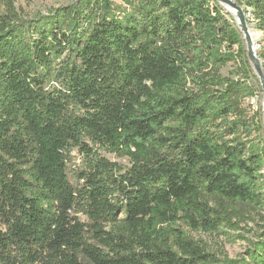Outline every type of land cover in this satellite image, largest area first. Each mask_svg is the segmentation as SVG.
Listing matches in <instances>:
<instances>
[{"label": "trees", "instance_id": "trees-1", "mask_svg": "<svg viewBox=\"0 0 264 264\" xmlns=\"http://www.w3.org/2000/svg\"><path fill=\"white\" fill-rule=\"evenodd\" d=\"M2 1L0 264H264V241L251 263L182 229L214 233L232 205L264 208L250 145L263 124L245 104L256 75L226 8L77 0L24 19ZM236 1L264 49V0Z\"/></svg>", "mask_w": 264, "mask_h": 264}, {"label": "rangeland", "instance_id": "rangeland-1", "mask_svg": "<svg viewBox=\"0 0 264 264\" xmlns=\"http://www.w3.org/2000/svg\"><path fill=\"white\" fill-rule=\"evenodd\" d=\"M14 7L24 19H33L38 15H48L54 13L57 8L69 5L77 0H11ZM114 7L117 10L127 6L126 0H112ZM6 10V5L0 0V14ZM229 13L228 18L233 19L237 23L236 18L226 8ZM251 20V17H249ZM238 24V23H237ZM249 28L253 30L255 37V46L257 47L258 57L262 63L264 70V49L263 35L260 31H256L255 25L249 23ZM87 28V22L81 27ZM245 42V41H244ZM246 44V43H245ZM247 47V46H246ZM248 50V48H247ZM66 56V53L57 62H61ZM253 78V84L256 87V94L252 97H248L245 100V104L251 109L260 110L261 121L263 129L259 134L254 133L251 136L252 150L259 153L264 158V92L261 85V81L256 74ZM222 73L226 76H237V64L230 62L226 67L222 69ZM51 83L55 82V74L52 76ZM99 152L109 158L112 161H116L125 165H129V160L126 157H120L114 153L108 152L105 149H100ZM81 157L76 151L73 152V159L71 167H77L81 165ZM264 174V165L261 170ZM261 194L264 198V177L261 180L260 187ZM229 216L231 222H225L221 225L218 231L214 233L206 232L204 230L193 231L189 227H182V229L196 241L204 245L208 251L217 254L221 258H233L236 260H245L247 262L254 263V251L259 248L261 242L264 241V208L253 209L249 206L232 205L230 208ZM86 219L85 216H81ZM263 217V218H262Z\"/></svg>", "mask_w": 264, "mask_h": 264}, {"label": "water", "instance_id": "water-1", "mask_svg": "<svg viewBox=\"0 0 264 264\" xmlns=\"http://www.w3.org/2000/svg\"><path fill=\"white\" fill-rule=\"evenodd\" d=\"M225 8L228 7L227 5L231 6L232 9H234L238 16H237V23L239 25V28L241 29L242 32L247 31L249 29L248 25V18L244 12V9L242 6H240L236 0H218ZM251 39H248L247 42H250ZM248 57L255 68L256 74L259 77L261 81V85L263 88L264 92V70L262 67V63L260 61V58L256 57L255 55H252L248 51Z\"/></svg>", "mask_w": 264, "mask_h": 264}, {"label": "bare ground", "instance_id": "bare-ground-1", "mask_svg": "<svg viewBox=\"0 0 264 264\" xmlns=\"http://www.w3.org/2000/svg\"><path fill=\"white\" fill-rule=\"evenodd\" d=\"M227 6H228V7H226L227 10L229 12H231L233 14V16L237 20V16H238L237 12L234 9H232L231 6H229V5H227ZM242 33H243V39H244V41L246 43V46L248 48V51L252 55H255L256 57H258L257 47L255 46V37L253 36L254 35L253 30L251 28H249L247 31H244ZM248 39H251V41L250 42H247ZM263 109H264V104H263ZM263 112H264V110H263Z\"/></svg>", "mask_w": 264, "mask_h": 264}, {"label": "built area", "instance_id": "built-area-1", "mask_svg": "<svg viewBox=\"0 0 264 264\" xmlns=\"http://www.w3.org/2000/svg\"><path fill=\"white\" fill-rule=\"evenodd\" d=\"M54 83V82H53Z\"/></svg>", "mask_w": 264, "mask_h": 264}]
</instances>
